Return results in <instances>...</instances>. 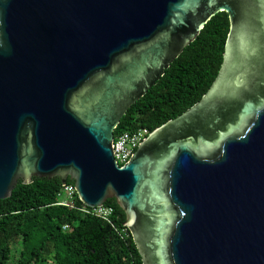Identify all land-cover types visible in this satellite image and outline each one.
<instances>
[{"label": "water", "instance_id": "obj_1", "mask_svg": "<svg viewBox=\"0 0 264 264\" xmlns=\"http://www.w3.org/2000/svg\"><path fill=\"white\" fill-rule=\"evenodd\" d=\"M218 11L212 83L119 166L120 117ZM53 176L114 197L143 264H264V0H0V199Z\"/></svg>", "mask_w": 264, "mask_h": 264}, {"label": "trees", "instance_id": "obj_2", "mask_svg": "<svg viewBox=\"0 0 264 264\" xmlns=\"http://www.w3.org/2000/svg\"><path fill=\"white\" fill-rule=\"evenodd\" d=\"M229 26L227 12H215L128 107L114 133L138 127L151 132L198 101L217 74ZM66 181L73 184L69 176ZM61 185L58 176L18 180L0 199V264H143L129 230L120 233L126 214L114 197L105 202L113 207L111 224L57 204ZM76 205L84 206L78 197Z\"/></svg>", "mask_w": 264, "mask_h": 264}, {"label": "built area", "instance_id": "obj_3", "mask_svg": "<svg viewBox=\"0 0 264 264\" xmlns=\"http://www.w3.org/2000/svg\"><path fill=\"white\" fill-rule=\"evenodd\" d=\"M149 131L144 127H138L132 131H121L114 133L113 140L111 143L113 157L119 166H122L127 162L130 156L134 153L138 145L146 138ZM78 197L75 186L72 183L62 184L58 192L57 204L65 205L70 208H76L84 213L96 216L112 224L111 218L113 214V207L108 204L88 206L76 205V198ZM79 198V197H78ZM68 225L65 224L63 228H67ZM128 227L123 224L120 229L121 235L128 234ZM133 264H139L133 262Z\"/></svg>", "mask_w": 264, "mask_h": 264}, {"label": "flooded vegetation", "instance_id": "obj_4", "mask_svg": "<svg viewBox=\"0 0 264 264\" xmlns=\"http://www.w3.org/2000/svg\"><path fill=\"white\" fill-rule=\"evenodd\" d=\"M129 232H130V234H131V236H132V232H131L130 230H129ZM132 239H133V237H132ZM146 245H147V242L144 243V247H147ZM147 248H148V247H147ZM148 249H149V248H148ZM137 250H138V249H137ZM150 251H151V250H150ZM140 256H141V255H140ZM142 257H143V256H142ZM141 259H142V258H141ZM142 263H143V262H142Z\"/></svg>", "mask_w": 264, "mask_h": 264}]
</instances>
